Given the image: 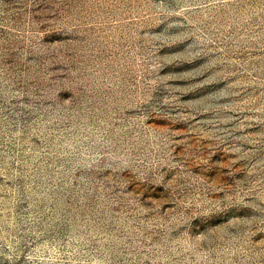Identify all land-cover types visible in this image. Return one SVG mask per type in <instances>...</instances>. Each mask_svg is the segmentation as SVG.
I'll use <instances>...</instances> for the list:
<instances>
[{"label": "rangeland", "instance_id": "obj_1", "mask_svg": "<svg viewBox=\"0 0 264 264\" xmlns=\"http://www.w3.org/2000/svg\"><path fill=\"white\" fill-rule=\"evenodd\" d=\"M0 264H264V0H0Z\"/></svg>", "mask_w": 264, "mask_h": 264}]
</instances>
